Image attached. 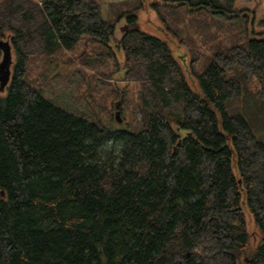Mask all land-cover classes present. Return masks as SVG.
<instances>
[{
  "label": "trees",
  "instance_id": "trees-1",
  "mask_svg": "<svg viewBox=\"0 0 264 264\" xmlns=\"http://www.w3.org/2000/svg\"><path fill=\"white\" fill-rule=\"evenodd\" d=\"M234 1L152 6L170 27ZM142 2L103 19L99 0H0L16 58L0 93V264H264V34L215 49L191 87L167 43L137 28ZM121 17L126 85L112 93L121 111L135 89L133 125L69 115L25 81L30 55L82 36L106 45Z\"/></svg>",
  "mask_w": 264,
  "mask_h": 264
},
{
  "label": "rangeland",
  "instance_id": "rangeland-1",
  "mask_svg": "<svg viewBox=\"0 0 264 264\" xmlns=\"http://www.w3.org/2000/svg\"><path fill=\"white\" fill-rule=\"evenodd\" d=\"M99 1L103 19H110L108 4L133 0ZM142 1V8L135 12L137 28L167 43L191 87L195 85L191 68H201L215 49L234 47L240 40L258 39L264 34V0H235L232 13L227 16L193 10L190 11L193 13H185L182 21L176 24L171 23L168 17L170 27L162 23L152 6L158 0ZM131 28L126 18L121 17L116 21L114 35L106 45L82 36L73 50L60 46L49 54L30 55L24 79L51 105L69 115L109 128L133 125L139 118L138 112L133 111L137 100L135 89L129 88L127 98L131 105L121 111V101L112 93L113 89L126 85L123 80L126 67L122 38ZM7 35L2 40L7 37L9 40ZM192 58H196L195 62ZM15 61L12 51L10 66ZM117 110L120 123L114 120ZM111 114L113 122L110 121ZM259 131L255 134L264 142V129ZM110 148L113 147L108 143L104 151Z\"/></svg>",
  "mask_w": 264,
  "mask_h": 264
},
{
  "label": "water",
  "instance_id": "water-1",
  "mask_svg": "<svg viewBox=\"0 0 264 264\" xmlns=\"http://www.w3.org/2000/svg\"><path fill=\"white\" fill-rule=\"evenodd\" d=\"M0 52H1V59H0V92L4 91L6 86L8 85L10 74H11V54H12V47L9 43L8 37L5 40L0 38ZM13 63V62H12ZM12 65V64H11ZM119 111L117 110L114 113V120L117 123L121 122Z\"/></svg>",
  "mask_w": 264,
  "mask_h": 264
},
{
  "label": "flooded vegetation",
  "instance_id": "flooded-vegetation-1",
  "mask_svg": "<svg viewBox=\"0 0 264 264\" xmlns=\"http://www.w3.org/2000/svg\"><path fill=\"white\" fill-rule=\"evenodd\" d=\"M127 33H128V32H127ZM127 33H125V34H127ZM125 34H124V35H125Z\"/></svg>",
  "mask_w": 264,
  "mask_h": 264
}]
</instances>
